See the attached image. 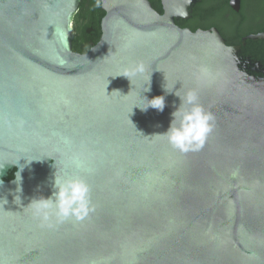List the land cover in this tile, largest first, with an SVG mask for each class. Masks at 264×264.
Instances as JSON below:
<instances>
[{
	"label": "water",
	"instance_id": "1",
	"mask_svg": "<svg viewBox=\"0 0 264 264\" xmlns=\"http://www.w3.org/2000/svg\"><path fill=\"white\" fill-rule=\"evenodd\" d=\"M80 2L0 0V264H264V77L239 56L264 31L228 45L175 24L183 0H162L163 14L103 0L100 37L80 53ZM165 87L214 114L199 151L155 135L179 104ZM157 96L162 112L140 109ZM55 171L90 185L87 218L46 227L25 207L51 194Z\"/></svg>",
	"mask_w": 264,
	"mask_h": 264
},
{
	"label": "clouds",
	"instance_id": "2",
	"mask_svg": "<svg viewBox=\"0 0 264 264\" xmlns=\"http://www.w3.org/2000/svg\"><path fill=\"white\" fill-rule=\"evenodd\" d=\"M102 6L103 0H94V8L98 9ZM145 70L143 62H137L133 66L123 69L121 75L130 81L131 77L138 73L142 74ZM148 90L150 89L147 88L145 91ZM165 91L174 94L179 100V104H173L166 131L155 135L165 138L172 149L182 154L199 151L215 127L214 114L198 102L195 91L189 90L183 95L178 90L168 91L166 87ZM145 100V106L139 107L141 110L151 107L162 112L165 107L164 96L145 98ZM73 163L77 169L91 172V169L86 168L78 158H74ZM51 188L50 195L34 197L25 206L41 226L53 227L54 223L60 224L68 219L80 221L95 210L90 198V185L82 176L58 175L55 171ZM16 191L19 192L20 188ZM14 199H20V197L16 196ZM0 201L4 204L7 203L6 198H0Z\"/></svg>",
	"mask_w": 264,
	"mask_h": 264
},
{
	"label": "flooded vegetation",
	"instance_id": "3",
	"mask_svg": "<svg viewBox=\"0 0 264 264\" xmlns=\"http://www.w3.org/2000/svg\"><path fill=\"white\" fill-rule=\"evenodd\" d=\"M183 1V4H185L184 13L186 16L176 17L174 18V22L178 26L182 28H189L192 31H195L197 29L206 30L209 28H216L220 32V30L222 29V25H226L233 22H239L241 25L248 26L253 23L255 24L257 21L261 20L260 18H257L255 20L250 19L251 15L253 14L256 3H258V0H240V7L238 11H235L233 9L230 0ZM149 2L156 12L160 14H163L165 12L162 0H149ZM261 4L262 3H260V5ZM93 30L94 29L92 27L88 28L86 35L92 34ZM248 35L250 34L243 35L241 37V40L243 37ZM73 40L74 39L72 38V44ZM92 44H94L93 40H90V47ZM242 66V68L248 71L250 74L255 75L257 77H264V63H262L261 60H254L251 57L250 59H243Z\"/></svg>",
	"mask_w": 264,
	"mask_h": 264
},
{
	"label": "trees",
	"instance_id": "4",
	"mask_svg": "<svg viewBox=\"0 0 264 264\" xmlns=\"http://www.w3.org/2000/svg\"><path fill=\"white\" fill-rule=\"evenodd\" d=\"M264 0L256 3L253 14L250 19H261L255 24L248 26L241 25L239 22H233L226 25H222L220 30L221 35L225 38L228 45L241 44V37L243 35L258 33L264 31ZM104 11L102 8H94V0H81L77 13L73 20V44L72 49L76 52L85 53L90 49L89 41L93 40L96 43L100 37V21ZM92 27L94 30L92 34L86 35L87 29ZM240 58L254 60H261L264 63V39L246 41V45H241V51L239 53ZM248 57V58H247ZM12 170L9 173L8 179L13 177Z\"/></svg>",
	"mask_w": 264,
	"mask_h": 264
}]
</instances>
